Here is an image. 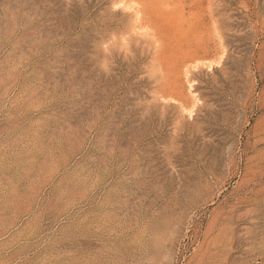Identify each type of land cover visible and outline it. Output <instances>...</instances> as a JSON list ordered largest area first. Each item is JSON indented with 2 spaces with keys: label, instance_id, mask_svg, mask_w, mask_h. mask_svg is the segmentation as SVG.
I'll list each match as a JSON object with an SVG mask.
<instances>
[{
  "label": "rangeland",
  "instance_id": "rangeland-1",
  "mask_svg": "<svg viewBox=\"0 0 264 264\" xmlns=\"http://www.w3.org/2000/svg\"><path fill=\"white\" fill-rule=\"evenodd\" d=\"M0 264H264V0H0Z\"/></svg>",
  "mask_w": 264,
  "mask_h": 264
}]
</instances>
